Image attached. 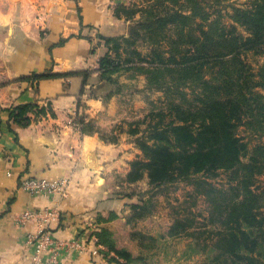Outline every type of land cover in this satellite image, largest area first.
<instances>
[{"label": "trees", "instance_id": "obj_1", "mask_svg": "<svg viewBox=\"0 0 264 264\" xmlns=\"http://www.w3.org/2000/svg\"><path fill=\"white\" fill-rule=\"evenodd\" d=\"M223 1L145 0L141 7L120 5L116 15L130 21L128 36L103 38L108 52L95 71L98 81L93 82L94 72L89 70L50 76L81 77L82 94L89 86L92 97L107 101L125 90L120 74L144 75L147 90L163 97L160 106L130 127L141 154L122 183L135 185L148 179L149 188L122 194L137 200L128 204L132 211L128 221L152 216L163 187L180 181L206 186L211 202L206 222L197 225L201 214L177 218L167 236L192 240L184 252L188 260L199 254L193 249L198 244L211 264H264V142L251 146L240 135L244 129L264 137V64L256 68L246 59L248 54L264 57V0L233 5L229 14ZM83 107L80 101L78 109ZM37 110L44 109L38 104L15 107L10 120L25 127L31 122L29 113ZM77 122L83 134L94 133L85 116ZM222 173L229 175L227 188L210 182ZM117 218L115 212L108 218L99 214L97 225ZM89 235L107 250L105 257L111 263L157 264L156 237L136 232L133 236L147 254L135 256L117 248L107 228Z\"/></svg>", "mask_w": 264, "mask_h": 264}, {"label": "crops", "instance_id": "obj_2", "mask_svg": "<svg viewBox=\"0 0 264 264\" xmlns=\"http://www.w3.org/2000/svg\"><path fill=\"white\" fill-rule=\"evenodd\" d=\"M144 1L0 0V264H30L37 252L30 238L46 222L60 242L104 227L117 248L147 254L133 236L145 233L146 219L130 223L128 204L137 200L122 195L145 180L126 185L122 179L141 154L128 126L146 117L145 101L159 92L147 90L144 75L124 72L118 78L124 92L104 101L92 97L89 86L82 94L81 77L50 76L89 70L96 83L95 71L108 52L103 38L128 36L131 23L116 15L117 8L141 7ZM80 101L84 107L78 109ZM27 104L44 110L30 112V124L22 127L10 120V112ZM81 115L92 122L94 133L80 131ZM102 134L116 140L106 141ZM30 176L65 180V196L27 193L20 184ZM25 212L40 215L21 222ZM111 212L118 218L97 225L99 214L108 218ZM96 246L94 239L87 251L62 250L57 259L60 264H114L105 248L91 254Z\"/></svg>", "mask_w": 264, "mask_h": 264}, {"label": "rangeland", "instance_id": "obj_3", "mask_svg": "<svg viewBox=\"0 0 264 264\" xmlns=\"http://www.w3.org/2000/svg\"><path fill=\"white\" fill-rule=\"evenodd\" d=\"M246 1L247 0H224V6L227 7L225 14L231 13V6H244ZM142 2L143 1H140V4H143ZM226 21L228 23L231 22L228 16H226ZM246 59L256 68H258L259 65L264 64V57L259 58L253 54H248ZM162 97L163 95L161 93H156L154 96H152V98L149 96L151 100L145 101L147 114H149L151 110L161 105L159 101ZM144 118L145 117H141L140 119H135L130 122V125L128 126L129 129L131 126L135 127V125L141 122ZM240 135L248 142H251V146L259 142H264V137L261 139L256 138V136H252L251 134L245 132L244 129H241ZM229 179L230 178L228 174L222 173L219 177L212 179L210 182H212V184L218 188H227ZM135 188L137 190L148 189V179H145L144 182L137 185ZM207 189L209 188L206 186H201L199 184L193 185L189 184L188 182L180 181L176 184L168 185L167 187H163L159 190V193L155 199L157 202L155 213L144 221L143 230V232H145L147 235L158 238V247L153 251V260L157 264H184L186 261H188V259L185 258L184 252L189 250L192 240L188 239L187 237L173 239L168 237L167 234L177 218L188 220L187 217L193 218V216L201 214L197 217V225L202 226L206 222L205 218H207V213L211 205L207 194H205V190ZM196 192L199 194L197 195ZM191 231L192 229L190 232ZM163 236L166 237L162 238ZM87 237L89 239L92 238L90 235ZM202 239H204V237H202ZM193 246V249L196 252H199V254L193 256V259L195 258L193 264L212 263L211 260L208 259L206 253L201 250L202 247L200 245L195 244ZM137 253H139L138 250H136V254ZM148 254L151 253L148 252Z\"/></svg>", "mask_w": 264, "mask_h": 264}, {"label": "built area", "instance_id": "obj_4", "mask_svg": "<svg viewBox=\"0 0 264 264\" xmlns=\"http://www.w3.org/2000/svg\"><path fill=\"white\" fill-rule=\"evenodd\" d=\"M77 126V124H76ZM21 189L32 195L42 196H58L64 197L67 190V182L65 180H50L37 177H26L21 181ZM50 213V216H52ZM40 215L36 212H25L21 217V222L27 219L35 218ZM49 216V215H48ZM86 234H79L76 240L71 242H60L53 236L50 231L48 222L43 223L38 234L30 238V241L37 247L35 258L32 259L30 264H60L57 259L58 254L62 250H74L78 253H83L88 250L89 243L95 238L89 239ZM96 240V239H95ZM89 241V243H88ZM103 247L96 246L92 250L93 255H97Z\"/></svg>", "mask_w": 264, "mask_h": 264}]
</instances>
